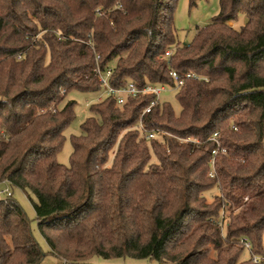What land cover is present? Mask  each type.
<instances>
[{"label":"trees","instance_id":"obj_1","mask_svg":"<svg viewBox=\"0 0 264 264\" xmlns=\"http://www.w3.org/2000/svg\"><path fill=\"white\" fill-rule=\"evenodd\" d=\"M176 1L0 0V183L32 193L47 245L42 251L6 194L0 264H39L46 254L65 264H264L252 259L264 257V0H219L183 44ZM239 13L245 24L235 28ZM109 67L114 88L174 87L175 71L180 110L154 103L143 121L156 136L146 138L138 121L155 95L121 105L104 96L71 135L65 166L56 153L74 116L67 95L97 91L95 70ZM213 186L218 194L207 204Z\"/></svg>","mask_w":264,"mask_h":264},{"label":"rangeland","instance_id":"obj_2","mask_svg":"<svg viewBox=\"0 0 264 264\" xmlns=\"http://www.w3.org/2000/svg\"><path fill=\"white\" fill-rule=\"evenodd\" d=\"M219 10V0H196L194 6L189 7L188 0H177L173 13V23L174 31L176 35V40L180 44L189 43L197 29V27H202L208 22ZM245 15L239 13L236 20L234 21V27H240L245 24ZM164 90L160 93L159 98L161 101L168 102L175 114L180 110V106L176 100V88L168 84H164ZM103 87L93 92L84 91H71L67 95V99L74 101V116L70 123L64 129V141L61 148L56 153V159L59 163L68 166L70 154L72 151V146L70 142L71 135H76L80 133V124L84 121L86 117L90 115L89 106L91 103L97 101L99 95L101 94ZM5 190L10 191L12 198L22 207L28 220L30 221L31 233L34 236L35 241L38 243L42 251H47V245L39 234L36 226V220L34 215V210L32 206V201L35 200L34 196L30 192H22L18 189H12L7 183H0V199L7 198ZM218 194V189L216 186L211 187L209 190L204 192V197L206 203L210 204L215 201ZM228 212L226 210H221L218 225L222 236L226 235V221ZM241 255L240 259L246 258L248 256ZM211 257H214L213 251L210 253ZM65 259L57 260L54 256L46 254L39 264H62ZM92 264H139L142 261L132 258H112L103 259L101 257H93L89 261Z\"/></svg>","mask_w":264,"mask_h":264},{"label":"built area","instance_id":"obj_3","mask_svg":"<svg viewBox=\"0 0 264 264\" xmlns=\"http://www.w3.org/2000/svg\"><path fill=\"white\" fill-rule=\"evenodd\" d=\"M173 51H174V47L167 49L165 51V57H169V55H171L173 53ZM95 71H96L98 80L102 84V87H103V90H102V92L99 95L97 100H101L104 96H110L111 95V96H114L117 104L121 105L125 102V100L128 96H135L138 93H153L155 95V99L143 109V111L140 115L139 121H138V127L142 131H144V133L146 134L145 135L146 138L155 137L156 132L146 130L145 124L143 121V116H145L147 113H149V111H150L151 107L154 105V103H156L160 99L159 95L164 90V86H163L164 84H147L143 88H138V87H136L134 82L129 81L123 87L114 88V87L110 86V84L108 82L109 76L111 74V68L110 67L105 69V70H101L100 68H97ZM170 76L175 83V86H174L175 88H178L180 85H182L183 79L178 75V73H176L175 71H170ZM193 76L194 75L190 74V73H187L185 75L186 78L193 77ZM216 134L217 133H214V137L216 136ZM185 141H187V140L185 139ZM212 153L214 155L217 153V147H216V149H214L212 151ZM5 192L8 195L10 194V192L8 190H5ZM242 241H244L245 248L249 249L250 243L246 239H242ZM252 259L254 262H258L259 260H264V257H260L258 255H252ZM62 264H65V261Z\"/></svg>","mask_w":264,"mask_h":264},{"label":"crops","instance_id":"obj_4","mask_svg":"<svg viewBox=\"0 0 264 264\" xmlns=\"http://www.w3.org/2000/svg\"><path fill=\"white\" fill-rule=\"evenodd\" d=\"M231 25H234L233 23H231Z\"/></svg>","mask_w":264,"mask_h":264}]
</instances>
